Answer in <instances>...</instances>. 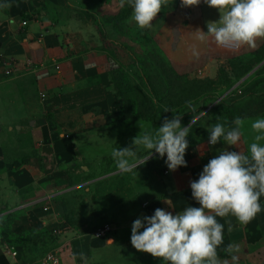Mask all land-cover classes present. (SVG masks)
<instances>
[{
    "label": "crops",
    "instance_id": "0c3cea01",
    "mask_svg": "<svg viewBox=\"0 0 264 264\" xmlns=\"http://www.w3.org/2000/svg\"><path fill=\"white\" fill-rule=\"evenodd\" d=\"M132 14L120 0H0V264L28 262L55 248L61 249L64 264H163L132 246L133 221L152 216L157 208L176 215L187 206L200 207L190 181L198 180L221 150L247 154L254 135L251 122L264 113L242 119L239 147L223 140L210 145L208 129L213 123L235 125L234 119L214 118L215 106L208 105L204 117L209 118L194 136L196 141L186 137V167L170 171L166 154L154 153L137 170L96 175L102 166L97 165L101 149L95 142L112 132L124 107L116 89L118 58L112 45L130 47L145 33L177 75L208 82L201 94L224 87L222 70L229 82L237 80L233 72L242 66L248 71L238 83L264 93V39L255 48L242 46L236 54L211 38L198 40L195 31L207 32V22L220 18L219 10L204 0L188 7L181 0H169L147 29L139 28ZM113 179L120 185L118 200H95V213L90 210L68 220L66 183L85 188ZM260 203L262 211L247 225L231 216L217 218L224 224L221 260L231 261L224 248L234 244L238 264H264V196ZM62 224L65 232L55 234ZM102 224L116 230L95 238ZM6 244L16 247V257Z\"/></svg>",
    "mask_w": 264,
    "mask_h": 264
},
{
    "label": "clouds",
    "instance_id": "9594fccd",
    "mask_svg": "<svg viewBox=\"0 0 264 264\" xmlns=\"http://www.w3.org/2000/svg\"><path fill=\"white\" fill-rule=\"evenodd\" d=\"M169 0H120L132 10V20L141 29L151 28L153 21L166 7ZM201 0H181L184 7L196 6ZM209 7L219 10L218 21L207 22V32L197 29L200 41L211 38L219 47L238 49L242 46L255 48L257 41L264 39V0H204ZM193 56L199 53L193 49ZM166 109L165 111H168ZM196 121L193 119L191 124ZM190 126L181 124L180 116L165 118L154 132L142 130L132 140V146L114 148L112 159L121 172H131L138 165L147 162L152 151L158 153L170 171L187 166L186 139ZM235 127L215 123L208 131L209 144L216 145L223 140L230 146L239 147L243 136L244 121L234 119ZM254 133L248 152L221 150L220 154L208 161L199 174L198 180L190 181L192 197L200 207L187 206L173 215L172 212L157 208L152 216H143L133 221L131 244L140 252L160 258L163 264H238L235 253L238 246L228 244L224 251L231 261L221 260L219 247L224 242V224L217 219H235L247 225L262 211L260 199L264 196V117L251 122ZM149 151L145 158L137 156V149ZM170 200L166 202L168 204ZM143 229V231H141ZM232 224L228 221V231Z\"/></svg>",
    "mask_w": 264,
    "mask_h": 264
},
{
    "label": "rangeland",
    "instance_id": "374dc122",
    "mask_svg": "<svg viewBox=\"0 0 264 264\" xmlns=\"http://www.w3.org/2000/svg\"><path fill=\"white\" fill-rule=\"evenodd\" d=\"M133 41L134 43L129 45L131 48L130 50L123 49L120 43L112 46V51L118 58L116 59V64L118 65L117 75H119L117 86L125 95L126 101H124V99L122 100L125 104L126 111L123 115H121L119 122L113 124L112 132L108 135L105 134L104 136H101V138L97 139L95 142V145L101 149V156L97 158V165L102 166L101 170L96 173V175L99 176L106 174L114 176L119 170L117 169L111 156V152L114 148L120 149L132 146L133 138L138 135L141 130L142 132H154L156 128L163 124L164 118H167L171 114V112H167L165 110L162 113L159 110L155 115L152 113L149 99L153 101L154 99H152V95L147 91V86L143 82L141 76L142 72H140L138 66H135L134 64L135 57H138V60L142 62L144 70H146V73H148L150 79L152 80V84L158 93L157 95L160 105H172L179 101L183 102V98L188 95L184 93V91L191 87L187 84L184 85L183 88L178 89L177 86V88L172 92L167 93L165 78L168 74V69L160 62L159 59L161 56L159 54H157V56H155L152 60L149 57L150 54L147 53V48L149 50L152 39L146 34L144 39L138 38L136 42L134 38ZM122 54H124L123 57ZM133 54L136 56H133ZM224 90L225 87L220 86L217 89L216 94L221 93ZM227 92L225 94H227ZM225 94L223 96H225ZM263 100L264 99H255V102L258 103ZM201 103L202 101L198 102V104L196 103L192 107L196 108L198 105H201ZM213 104L214 103H211L209 106L216 105ZM207 106L208 104H205V107ZM206 109H204L199 115L204 116ZM154 122L161 123L157 125ZM154 153L155 151L153 150L150 157ZM149 154V151L143 149V147L137 149V156L140 158H145ZM145 164H147V162L141 166ZM139 167L140 165H138L137 169ZM74 184V181L66 183L63 193L66 216L69 221L85 215L86 212H89L90 210L94 212V205L96 204L95 200H118L119 198L120 185L119 182L114 179L113 183L110 184H107V182L105 183L104 181H98L96 184L86 185L85 188L69 187ZM87 187L90 188L89 191H87ZM82 200H85V204L82 203ZM88 200H90L89 203Z\"/></svg>",
    "mask_w": 264,
    "mask_h": 264
},
{
    "label": "trees",
    "instance_id": "16d2710c",
    "mask_svg": "<svg viewBox=\"0 0 264 264\" xmlns=\"http://www.w3.org/2000/svg\"><path fill=\"white\" fill-rule=\"evenodd\" d=\"M102 33L106 37L105 32L103 31ZM145 35H146L145 33L142 34L141 39H144ZM150 43L151 45L149 46V50L147 48V53L150 54L149 57L153 60V58H155V56L159 54L161 56V58L159 59L160 62L164 64L168 69V74L165 78L167 93L172 92L174 89L177 88V86L178 89L183 88V86L187 84H189L188 86H191L184 91V93L188 95L183 98L182 100L183 102L179 101L172 105H163V104L160 105V101L157 95L158 93L156 92V89L152 84V80L150 79L148 73H146V70H144V67L142 66V62L138 60V57H135L134 64L135 66L137 65L140 72H142L141 76L143 82L147 86L148 89L147 91L152 95L151 96L153 97L152 99H154V101L149 99L151 111L155 115L159 110L162 113L164 110L169 109L167 112H171V114L167 117V119H172L174 115L180 116L181 124L184 127H187L189 124H191V121L193 119L195 120L197 118L195 120L196 122L194 124H191L192 128L189 131L188 138L191 139V142L196 141L194 136L199 131V128L201 124H203V121L209 118V116L204 117L199 115L206 108L205 104L209 105L211 103H216L215 108L213 109L215 111H213L214 113H212V116L222 121L224 120L227 121L229 118L235 119L237 117L244 119L247 117L264 113V100L258 103L255 102V99H264V93H258L257 91H252L251 88L244 87L243 84L238 83L240 81L239 79H241L243 75L247 73L248 71L247 66H242L241 67L242 69H237L236 71H234L233 74L237 76L236 77L237 80L234 81L232 80L230 82L227 79L228 78L227 74H225L224 70H222V75L224 76V79L226 81L224 85L225 90L223 92L216 94V91L219 88L218 86H216L211 88L210 92L201 94L208 87V82L193 80L177 75L175 71L172 69L167 58L160 50V48L154 43L153 40ZM121 46L125 50L131 49L130 47L124 44H121ZM133 56L136 55L133 54ZM239 63L241 64V62ZM114 76L116 79V89L119 95L121 96V98L124 99V101H126L125 95L117 86L119 80V75H117V69L114 72ZM226 92L227 94H225ZM224 94L225 96H223ZM244 99L247 100V101L245 100V103L243 102ZM200 101H202L201 105H198L196 108L192 107L196 103L198 104V102ZM125 111H126V107L124 104L123 113ZM154 123L158 125L161 122H154Z\"/></svg>",
    "mask_w": 264,
    "mask_h": 264
},
{
    "label": "built area",
    "instance_id": "2783aa9c",
    "mask_svg": "<svg viewBox=\"0 0 264 264\" xmlns=\"http://www.w3.org/2000/svg\"><path fill=\"white\" fill-rule=\"evenodd\" d=\"M23 24H27V22L24 21ZM221 48L225 51L235 54L240 52L242 49V47L238 49H227L223 47ZM66 229H67L66 225L62 224V226L54 230V233L57 235H62ZM115 230L116 228L113 227L112 224H102L94 231V237L95 238L109 237L111 234L115 232ZM6 247L10 255L14 257L18 255V251L14 245L6 244ZM21 264H64V262L62 260L61 249L55 248L46 251L44 254L39 255L28 262H22Z\"/></svg>",
    "mask_w": 264,
    "mask_h": 264
}]
</instances>
